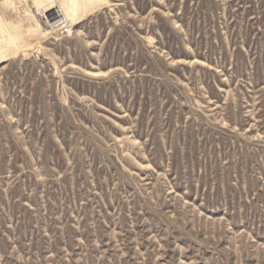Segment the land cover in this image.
Masks as SVG:
<instances>
[{"label": "rangeland", "instance_id": "obj_1", "mask_svg": "<svg viewBox=\"0 0 264 264\" xmlns=\"http://www.w3.org/2000/svg\"><path fill=\"white\" fill-rule=\"evenodd\" d=\"M0 264H264V0H0Z\"/></svg>", "mask_w": 264, "mask_h": 264}, {"label": "built area", "instance_id": "obj_2", "mask_svg": "<svg viewBox=\"0 0 264 264\" xmlns=\"http://www.w3.org/2000/svg\"><path fill=\"white\" fill-rule=\"evenodd\" d=\"M59 9L51 10L50 12H45L43 19L54 29H58L62 35L68 34L72 29L68 22L63 21L61 16L58 14Z\"/></svg>", "mask_w": 264, "mask_h": 264}]
</instances>
